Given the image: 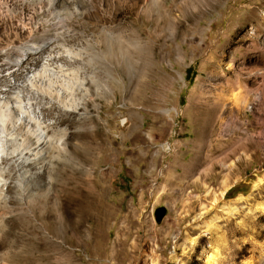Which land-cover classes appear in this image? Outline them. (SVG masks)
I'll return each mask as SVG.
<instances>
[{"label": "rangeland", "instance_id": "obj_1", "mask_svg": "<svg viewBox=\"0 0 264 264\" xmlns=\"http://www.w3.org/2000/svg\"><path fill=\"white\" fill-rule=\"evenodd\" d=\"M94 1L97 22L67 23L97 42L94 82L77 110L44 111L32 171L0 180V264H264V0ZM19 3L0 0L9 106L41 72L15 48L58 21ZM137 34L136 49L118 40Z\"/></svg>", "mask_w": 264, "mask_h": 264}, {"label": "bare ground", "instance_id": "obj_2", "mask_svg": "<svg viewBox=\"0 0 264 264\" xmlns=\"http://www.w3.org/2000/svg\"><path fill=\"white\" fill-rule=\"evenodd\" d=\"M111 1L115 4V0ZM24 4L35 5V8L37 6V11L57 13L58 21L51 29L43 33L49 39H44L40 44H35L33 47L25 46L23 41V44H19L15 48L19 52L18 58L25 57L28 50L34 51V54L29 55L33 61L40 62L41 72L33 71V73L29 72V75L22 76L23 84L18 83L21 87L17 84L19 97L14 106H9L6 97L0 95V180L3 186L6 184L3 176L10 168L30 171L40 156L38 146L48 145L47 130L50 123H46L43 119L44 111H50L55 107L60 110L61 106H68L69 109L77 110L78 105H74L71 98L77 91L79 93L82 90L87 91L88 87L85 86V82H94L96 75L94 69L87 70L83 66L85 63L91 65V62L97 58V42H94L92 35L84 38L81 31L67 26V23L72 19L83 18L97 22L100 9L95 5L94 0H20L17 7L22 8ZM155 4L154 0L149 3L143 0L142 6L139 7L140 12H146L147 7L152 8ZM108 7L110 10L112 5L109 4ZM134 7L135 3L129 9L126 8L125 11H134ZM99 28L100 32H104L107 41L112 39L111 33L106 31L104 26ZM120 39L134 49L138 46V34L135 35L134 40L119 37L118 40ZM28 70L31 71L29 68ZM249 83L248 80L244 81L245 93L248 91ZM23 87L26 88L24 91H27H25V96H23ZM16 112L17 114H15ZM56 149L60 153L66 152V145L63 140L58 142ZM223 193L221 191L219 195L214 194L213 203L221 199ZM212 258V254L208 255L206 262L210 263Z\"/></svg>", "mask_w": 264, "mask_h": 264}, {"label": "water", "instance_id": "obj_3", "mask_svg": "<svg viewBox=\"0 0 264 264\" xmlns=\"http://www.w3.org/2000/svg\"><path fill=\"white\" fill-rule=\"evenodd\" d=\"M166 214V208L163 206L156 207L153 210L154 221L159 223Z\"/></svg>", "mask_w": 264, "mask_h": 264}]
</instances>
